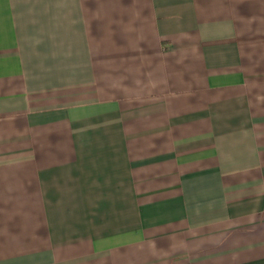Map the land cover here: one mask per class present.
<instances>
[{
	"label": "crops",
	"instance_id": "crops-1",
	"mask_svg": "<svg viewBox=\"0 0 264 264\" xmlns=\"http://www.w3.org/2000/svg\"><path fill=\"white\" fill-rule=\"evenodd\" d=\"M0 264H264V0H0Z\"/></svg>",
	"mask_w": 264,
	"mask_h": 264
}]
</instances>
